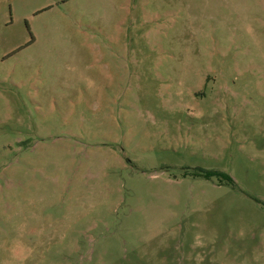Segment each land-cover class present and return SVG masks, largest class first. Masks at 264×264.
<instances>
[{"label":"rangeland","instance_id":"1","mask_svg":"<svg viewBox=\"0 0 264 264\" xmlns=\"http://www.w3.org/2000/svg\"><path fill=\"white\" fill-rule=\"evenodd\" d=\"M0 264H264V0H0Z\"/></svg>","mask_w":264,"mask_h":264},{"label":"trees","instance_id":"2","mask_svg":"<svg viewBox=\"0 0 264 264\" xmlns=\"http://www.w3.org/2000/svg\"><path fill=\"white\" fill-rule=\"evenodd\" d=\"M197 173H198V171L196 172L195 175H198ZM199 173H200V172H199ZM205 175H206L208 178H211V177H218V178H223V179L227 180L228 183H230V184H233V183H234V182H233V179H232L229 175H227V174L224 173V172L218 171V170H208V171L205 172Z\"/></svg>","mask_w":264,"mask_h":264}]
</instances>
